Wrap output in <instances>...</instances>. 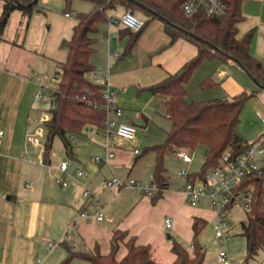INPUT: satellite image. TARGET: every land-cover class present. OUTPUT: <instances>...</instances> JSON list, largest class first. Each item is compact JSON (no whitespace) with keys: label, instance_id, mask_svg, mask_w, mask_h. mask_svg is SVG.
<instances>
[{"label":"trees","instance_id":"trees-1","mask_svg":"<svg viewBox=\"0 0 264 264\" xmlns=\"http://www.w3.org/2000/svg\"><path fill=\"white\" fill-rule=\"evenodd\" d=\"M0 1L3 4L0 14V44L4 40L14 11L22 12L27 27L32 14L43 10L39 0ZM65 1L66 9H70L73 0ZM90 1L93 4L92 9L79 15V22L74 27L71 39L65 41L67 58L58 63L61 78L49 94L52 106L48 110L49 119L44 122L46 139L43 156L46 161L51 159L56 137L62 140L67 156L73 158L71 137L79 136L90 129L109 133V109L103 96L105 85L90 80L88 74L95 70V65L91 62L97 43L94 34L98 32L100 24L109 22L107 11L117 5H122L132 12L142 11L148 17L145 26L152 19L162 20L166 32L171 37V43L184 37L198 49L197 54L175 73H169L157 83L136 88L137 94L147 92L164 96L166 113L172 122V128L165 141L146 149L157 154L153 177L161 189L152 197L153 201L157 200L163 189L169 187V176L163 161L164 156L174 148L196 150L197 147L204 146L206 162L200 169L201 174L216 166L225 150H230L235 155L246 151L249 143L240 133L239 125L246 102L257 92L243 90L231 98L196 101L189 98L187 88V83L198 66L205 59L217 58L223 62L237 64L248 73L259 89L264 91V65L251 49L255 29L239 34V25L246 20L242 7L245 0H223L226 12L221 17L209 15L205 8L187 16L181 9L184 0ZM68 12L71 11L65 13ZM143 29L132 32L125 28V31H121L123 36H129L122 56L131 53ZM214 85L215 82L209 77L200 83L203 89ZM256 179H253L256 187L253 211L247 214L243 222V235L246 238L249 259L264 251V184L261 178ZM206 224L205 219L194 218V250L189 251L180 243L174 242L172 251L176 259L171 264H204L207 251L197 241ZM123 246L126 253L119 257L118 253ZM74 258L88 260L93 264H161L153 258L149 244H140L135 235L117 228L112 231L108 252H103L101 244L98 243L92 252H70L64 263H69Z\"/></svg>","mask_w":264,"mask_h":264},{"label":"crops","instance_id":"crops-1","mask_svg":"<svg viewBox=\"0 0 264 264\" xmlns=\"http://www.w3.org/2000/svg\"><path fill=\"white\" fill-rule=\"evenodd\" d=\"M65 3V0H39L43 10L32 14L27 27L24 25L26 18L21 11L16 10L19 12L17 25L8 31L14 11L6 28L4 40L0 44V127L5 131L0 146V264H58L59 259L54 255L56 245L51 247L50 244H57L64 237L66 227L77 218L85 201L83 195L85 180L77 176V169L81 168L92 176L91 187L95 178L101 173L102 163L111 164L115 158L110 162L93 161L94 156H104L107 153L108 134L90 129L76 136V140L71 137L73 158L65 153L67 157L60 158V161L57 158L46 161L43 156L45 138L37 140V136L41 133L46 137V130L39 134L34 131L37 114H34L33 108L35 101L39 100L36 96L42 82L40 75V83L36 79L38 74L34 70V64L41 56L39 51L46 48L44 43L47 30L44 28L47 16L44 12L51 6L54 9L57 7L63 9ZM2 5L0 1L1 11ZM242 7L244 14L252 13L257 18L255 25L258 28L257 33L259 36H264V0H245ZM136 12L144 20L148 19L142 11ZM71 13L75 14V12ZM102 24L94 34L97 43L91 62L94 64L93 55L103 42L102 36H106L107 41L101 52H107L108 64L99 71L94 64L93 78L96 79L95 82L107 85L116 91L118 102L123 109L122 116L118 118L120 121L132 123L138 130L143 126L147 127L149 118L146 116V109L154 95L147 92L137 94L136 88L157 83L169 73H175L197 54L198 49L184 37L171 43L164 22L155 18L147 23L140 34L139 42L151 37H155L156 40L149 42L145 51H136L137 45L140 44L138 43L130 54L122 56L125 47L122 50L119 47L115 48L116 43L111 40V37L114 38L112 27L115 24L110 25L109 22L110 30L106 32L107 35L105 32L102 35ZM123 37L127 36L121 34V38ZM47 53L42 56L45 57ZM253 54L260 61L262 60L264 65L263 54L257 51ZM49 64L51 63L46 64L47 67L50 66ZM219 76L227 77V71L220 70ZM156 96L161 98L163 109L166 110L165 97L158 94ZM209 98L211 97L207 100ZM45 112L47 111L42 113ZM29 130L32 132L28 133ZM137 140L138 138L135 141ZM133 142L121 140L118 150H125L126 145ZM64 160L69 161L66 172L60 170V164ZM64 181L68 182L67 186H64ZM28 182L32 183V188L25 190ZM94 193L96 195V192ZM198 216L208 222L202 215L195 217ZM114 222L115 220L111 223ZM119 225L117 229L127 230L130 235L138 238V243L146 244L140 242L133 226ZM114 227L108 233L109 243ZM100 233L104 232L101 230ZM100 233L97 232L95 241L102 246L104 239ZM65 241L66 244L68 240ZM173 256V260L166 264H171L176 259L174 253ZM241 260L240 264H264V251H260L254 258L246 257L245 260ZM236 261L237 259L231 260V263L236 264Z\"/></svg>","mask_w":264,"mask_h":264},{"label":"rangeland","instance_id":"rangeland-1","mask_svg":"<svg viewBox=\"0 0 264 264\" xmlns=\"http://www.w3.org/2000/svg\"><path fill=\"white\" fill-rule=\"evenodd\" d=\"M92 7L93 4L90 0H73L70 9H66L65 3L63 9L58 7L54 9L51 6L45 10L47 23L44 30H47L45 33L47 38H45L44 46L46 48L39 51L41 56L37 58L34 64L36 74L42 77L38 90V92H42V98L35 101L33 108L34 114H37L35 121L41 118L43 111L48 112L52 106L49 94L57 83L55 75L58 70V63L65 61L68 54L65 41L71 39L74 27L79 22V15L89 12ZM68 10L75 12V14L70 17L66 16L65 12ZM124 12V8L121 5H117L107 11V16L109 19H120ZM135 13L140 16L139 13ZM245 14L246 20L239 25V34L242 35L254 28L252 50L253 52L262 53L264 56V36H259L257 33L258 28L255 26L257 18L252 13ZM18 16L19 12L15 11L8 31L17 25ZM24 25L26 26V24ZM101 26L102 35H104L103 32L107 35L106 32L110 30L109 22H104ZM121 31H125V27L121 23L115 24L112 27L114 38L111 37V40L114 44L116 43L115 48L119 47L122 50L123 47L126 48L129 36L121 38ZM139 39L140 37L135 44L136 46L140 43L137 45V52L145 51L149 42L156 40L155 37H151L148 40L139 42ZM102 40L103 42L93 55V61L95 60L94 64L98 71L108 64L107 52H101L107 41L106 36H102ZM45 52L48 53L44 57L42 55ZM48 62L51 63L49 67L46 65ZM222 69L227 71V77L221 78L219 76V71ZM88 77L95 82L96 79L93 78L92 73H89ZM208 77L212 78L215 85L211 88L203 89L200 83ZM187 87L191 96L189 98H193L196 101L207 100L208 97L231 98L243 90L250 93L256 91V95L250 98L244 106L239 131L248 143L253 142L264 131V125L258 115L259 113L264 116V91H261L248 73L237 64L223 62L217 58L205 59L191 76ZM146 113L149 123L147 127L143 126L138 130V140L128 143L125 150H118L119 148L116 147L115 158L111 161V164L102 163L101 173L95 178L91 185L92 188L90 187L96 192V202L91 207L98 208V202L105 203L107 205V214L115 222L111 223L113 221L108 220L104 222L79 220L78 227L74 229L70 237L67 236L68 242L65 244L68 225L64 237L57 242L54 248V255L59 259L58 264H93L88 260L76 258L69 263H64V261L70 252L94 251L96 246L95 238L97 232L100 233L101 230L104 232L100 233L104 239L101 250L108 252L110 248L108 233L114 226V228L120 227L119 224H124L128 227L133 226L139 235L140 242L150 245L153 258L166 264L174 258L171 251L174 242L180 243L189 251L194 250L193 222L197 215H202L208 220L205 227L200 231L197 241L207 251L205 264H219L217 257L221 250H227L231 260H245L247 257V246L246 238L243 235V222L247 218L246 213L236 208L230 218L229 240L226 243H215V221L210 201L205 200L201 207H193L182 193L184 178L180 176V172L182 170L197 171L202 168L206 162L204 146L197 147L193 163L191 164H187L182 159L175 157L172 152L164 156L163 162L166 173L169 176V187L162 190L156 201H153V196L141 193L135 185L126 186L125 188H120L119 184L113 187L105 186L106 181L114 178H117L120 183L131 184L133 182L143 184L149 181L150 175H153L157 154L153 150L146 151V149L148 146L161 144L165 141L167 133L172 128V122L167 117L166 110L163 109L159 96L154 95L153 100L149 101ZM31 120L33 121V119ZM138 124L142 125L141 123ZM41 129L42 132L45 131L44 126ZM42 138L46 139L44 133L37 136V140H43ZM135 149H138L139 154L135 153ZM65 153L66 150L62 140L56 137L51 159L57 158L60 161V158L66 156ZM167 218L172 221L170 228L165 223ZM125 253L126 248L123 246L118 256L121 257Z\"/></svg>","mask_w":264,"mask_h":264},{"label":"built area","instance_id":"built-area-1","mask_svg":"<svg viewBox=\"0 0 264 264\" xmlns=\"http://www.w3.org/2000/svg\"><path fill=\"white\" fill-rule=\"evenodd\" d=\"M200 8H205L207 13L214 17H221L226 12V5L223 0H184L181 9L187 16L193 15ZM66 16L70 17L71 12L65 13ZM110 25L120 24L132 32H138L145 27V20L135 12L126 10L120 19L111 18L109 20ZM96 77H98L96 75ZM55 78L57 82L61 78L58 70L56 71ZM37 81H41V77L36 75ZM40 83V82H39ZM43 86V85H42ZM55 87V86H54ZM53 87V88H54ZM104 99L109 111L108 125V141L106 143L107 153L104 156H94L92 159L94 162H110L115 157V148L119 146L121 140L135 141L137 139V127L132 123H126L120 121L118 118L122 116L123 109L120 106L115 90L105 85ZM42 98V92H38L36 99ZM261 117V121L264 125V116ZM49 119L48 113H42L39 120L34 121L35 132L39 134L42 132L44 122ZM29 130L28 133H31ZM5 135L4 129L0 127V146L2 145L3 138ZM74 140L75 137H74ZM36 142V138L34 139ZM196 150L188 148H174L172 154L182 159L187 164L193 163L194 153ZM135 153L139 154L138 149H135ZM69 167V161L64 160L60 164V170L66 172ZM77 176L85 180L84 189V205L78 213V217L69 223V227L66 233L67 236H71V233L76 227H78L79 220L104 222L105 220L113 221L110 217L106 208L107 205L102 202H98V208L91 207L94 205L96 195L90 188V181L92 176L86 173L83 169L78 168ZM180 176L184 178L182 193L187 198L188 202L193 207H201L205 200L210 201L212 215L215 221V243H226L229 240L228 232L230 230V218L233 211L237 209L243 210L246 215L253 211L254 199L256 187L254 180L258 178L264 184V131L259 134L255 140L249 143L246 151L240 155H235L230 150H225L219 158L218 164L211 167L205 174H201L200 170H182ZM257 180V179H256ZM119 184L120 188L126 186H136L141 193L154 196L160 191V186L154 181L153 175L149 176V181L146 183H120L117 178L105 182L106 187H113ZM68 182L64 181V186H67ZM32 188V183L26 184V189ZM166 226L170 228L172 221L167 218ZM55 243H51L53 247ZM219 264H232L227 250H221L218 254ZM242 263L239 259L236 264Z\"/></svg>","mask_w":264,"mask_h":264}]
</instances>
